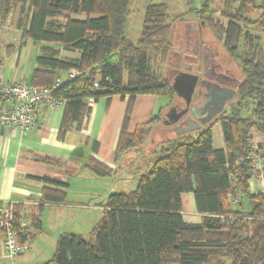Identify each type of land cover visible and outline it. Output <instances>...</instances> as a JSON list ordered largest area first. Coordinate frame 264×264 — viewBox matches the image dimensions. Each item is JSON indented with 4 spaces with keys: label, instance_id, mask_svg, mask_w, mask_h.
Segmentation results:
<instances>
[{
    "label": "trees",
    "instance_id": "16d2710c",
    "mask_svg": "<svg viewBox=\"0 0 264 264\" xmlns=\"http://www.w3.org/2000/svg\"><path fill=\"white\" fill-rule=\"evenodd\" d=\"M199 1L200 9L194 11L224 45L226 56L241 67L237 97L202 130L155 141L159 156L151 170L139 177L137 188L108 196L90 240L62 235L48 264H264V193L250 192L255 163L257 159L264 163V142L256 151L252 136L257 132L264 138V45L260 35L250 32L264 35V0ZM130 5L131 0H0V21L20 10L17 26L23 44H43L33 86L53 88L62 72L80 74L62 81L54 91L66 105L61 137L74 125L82 129L92 109L85 99L129 97L119 152L139 150L146 144L145 137L127 134L136 98L155 95L168 104L176 102L171 80L151 70L152 60L158 56L167 60L174 47L168 5L147 6L136 44L126 34ZM216 14L225 25L215 20ZM61 17L64 24L54 22ZM53 44L79 57L61 60L47 52V45ZM114 53L117 59H109ZM162 120V114L152 120L150 134ZM218 122L223 150L213 146V126ZM96 167L99 175H112L103 166ZM188 193L194 195L200 223L183 216V195ZM234 194L252 207L234 210L230 204ZM66 198L64 191L44 189L48 203L65 204ZM15 218L16 224L22 220L18 213Z\"/></svg>",
    "mask_w": 264,
    "mask_h": 264
},
{
    "label": "crops",
    "instance_id": "0c3cea01",
    "mask_svg": "<svg viewBox=\"0 0 264 264\" xmlns=\"http://www.w3.org/2000/svg\"><path fill=\"white\" fill-rule=\"evenodd\" d=\"M19 18L20 10L17 9L0 21V79L4 82L32 83L34 73L39 69L37 60L42 55L43 44L34 41L23 44L22 31L17 26ZM63 73L68 76V72H62L60 78ZM128 104L129 97L124 100L119 96L99 99L82 129L78 130L77 125H74L64 137H61V126L65 103L51 115L43 112L39 116L42 123L34 130L21 134L15 129H0V206H12L15 213L21 214L25 226L20 229V241L29 244V251H34L32 253L41 255L38 252L42 245L41 237L48 234V231L55 234L49 247V250H54L52 258L40 264H48L53 259L57 242L62 235L81 236L79 231L69 227H73L75 223V230L80 228L78 221L85 214L83 210L88 208L102 212V204H95L96 197L101 194V185L118 173L121 164L126 163L128 167H132L144 155V150L134 151L127 163L124 162L125 152H119ZM168 105L167 100L155 95L139 96L133 104L127 134L145 137L146 142L153 147L149 153L157 154L158 147L154 139L150 138L151 134L143 135L141 132L148 127L153 128L152 120L165 112ZM162 127L160 132L165 133ZM166 135L180 136L172 132ZM252 136L254 143L263 144L261 134L253 132ZM213 146L215 150L225 149L220 122L213 126ZM96 165L103 166L112 175H99L96 173ZM261 165L264 163L257 159L256 169ZM47 180L67 187H55L45 183ZM261 186V181H252L250 192L259 193ZM45 188L66 192V203L46 202ZM230 204L234 210L239 207L243 212L252 207L248 200L242 198L238 205H233L231 201ZM183 206L185 220L200 223L202 216L197 212L193 194L183 195ZM23 263L25 260L22 258L8 259L5 256L3 235L0 233V264Z\"/></svg>",
    "mask_w": 264,
    "mask_h": 264
},
{
    "label": "rangeland",
    "instance_id": "374dc122",
    "mask_svg": "<svg viewBox=\"0 0 264 264\" xmlns=\"http://www.w3.org/2000/svg\"><path fill=\"white\" fill-rule=\"evenodd\" d=\"M218 4V0H216ZM160 3H165L168 5L169 8V23L172 24V30L174 33L173 36V41L174 45L176 42H179V38H183L184 36V24L186 22H191V21H199V23L202 21L200 17L197 15V13L194 11L200 9V1L199 0H131V5H130V14L128 18V22L126 25V34L128 37V40L136 44L142 35V29H143V21L145 18L146 14V8L148 5L151 4H160ZM260 14V13H259ZM258 15L255 16L257 18ZM71 18L73 19H85L84 16H75L72 15ZM215 20L217 22H220L221 24L225 25L226 21L224 19H221L219 14L215 15ZM201 20V21H200ZM55 23L58 24H64L66 21L65 19L58 18L54 20ZM204 22V21H203ZM205 23V22H204ZM205 33L208 36V40H214V35L212 31L205 25L204 27ZM252 35H260L263 41L264 45V35H262V32L258 31H250ZM49 46L48 53L53 52V54L56 55L57 58L65 61H71L73 59H76L79 57L78 53H70L67 52L63 49L62 45L58 44H53V45H47ZM174 48V47H173ZM46 52V53H47ZM118 57V53H114L111 56H109V59L115 60ZM169 61V58L167 60H164L163 57L158 56L155 57L152 60L151 64V70L152 73L158 76L166 77L171 82L173 79L171 78V72L168 69L169 65H167ZM226 61V60H225ZM227 62L230 63L231 65H228L232 69H234L236 72H241V67L237 63H232L231 60L227 59ZM226 62V63H227ZM125 77H127V73H125ZM62 81H66L68 79L67 73H63V77L61 78ZM179 98L176 96V102L174 103H169L167 109L174 105L175 103H178ZM162 113V119L166 117V112ZM162 120V122H163ZM162 122L159 124V126H156V129L154 132L151 133L150 138H152L153 135H155L156 138H154V141H161V138L166 137V133L160 132V129L162 127ZM159 131V132H158ZM150 140V139H149ZM149 142H146L142 146V150L145 151L144 155L139 157V161L136 165H133L132 167H128L126 163L121 164V169L118 171V173L112 177L111 179H108L105 184L101 185V194H99L96 197V202L95 204L101 205L109 195L111 194H117V193H130L133 192L137 186H138V177L141 174L147 173L151 170L153 162L156 160V158L159 156V154L155 153H149L153 150V147H151ZM147 151V153H146ZM130 152V153H129ZM134 150L131 151H126L124 154V162H129L131 157L134 155L133 154ZM100 187V186H99ZM235 205V204H233ZM237 205V204H236ZM237 210H240L239 207H235ZM94 209H85V214L79 219V224L80 228H77L75 230V223L73 224V227L70 226L69 229L72 228L74 231H79L81 234L82 238L85 240H90L92 238L91 232L93 228L96 226V224L99 222L102 212L98 210L96 211H91ZM82 212V211H81ZM73 221V220H72ZM75 221V220H74ZM54 233L51 231H48V234H45L41 237L40 242H41V249H38L39 254H34L32 252L34 251H28L26 254L23 256L17 257V258H22L25 260V263L23 264H40L44 263L46 261H49L52 258V254L54 250H49L50 241L54 237ZM34 250V249H33ZM37 255V257H36Z\"/></svg>",
    "mask_w": 264,
    "mask_h": 264
},
{
    "label": "flooded vegetation",
    "instance_id": "af4514ba",
    "mask_svg": "<svg viewBox=\"0 0 264 264\" xmlns=\"http://www.w3.org/2000/svg\"><path fill=\"white\" fill-rule=\"evenodd\" d=\"M204 27L205 23L203 21L200 23L199 21L186 22L184 24L185 31L183 38L178 39L179 42H176L170 53L167 65H169L168 69L171 72V78L173 79L180 72H189L197 76L198 81L188 113L176 124H171V122L186 108L185 101L179 98L178 103L167 109L166 117L162 122V129L166 134L172 132L178 135L176 127L182 124L189 116H196L193 110L200 109L206 101L207 88L220 90V93L225 92L227 89H233L237 91L238 95L242 83V75L228 66L231 64L227 62V59H231L226 56L224 45L216 37H214V40L213 38L212 40H208ZM237 95L226 103L223 112ZM222 113L214 117L203 128L210 125ZM168 114L170 118H167ZM179 132H183V129H180Z\"/></svg>",
    "mask_w": 264,
    "mask_h": 264
},
{
    "label": "built area",
    "instance_id": "2783aa9c",
    "mask_svg": "<svg viewBox=\"0 0 264 264\" xmlns=\"http://www.w3.org/2000/svg\"><path fill=\"white\" fill-rule=\"evenodd\" d=\"M77 71L68 72V80L79 77ZM58 79L53 88L37 87L31 83L4 82L0 79V129L18 130L21 134L34 130L41 125L39 116L43 112L51 115L59 106L65 103L57 98L54 91L62 85ZM98 89V84H96ZM95 98L85 99L88 108L95 104ZM254 150H258V144L254 143ZM264 166L258 167L252 181H261V193H264ZM251 181V182H252ZM232 204H239V195L231 197ZM25 226L23 220L16 224L15 211L12 206H0V233L3 235L5 256L15 259L23 256L30 250V245L20 241V229Z\"/></svg>",
    "mask_w": 264,
    "mask_h": 264
},
{
    "label": "water",
    "instance_id": "95a60500",
    "mask_svg": "<svg viewBox=\"0 0 264 264\" xmlns=\"http://www.w3.org/2000/svg\"><path fill=\"white\" fill-rule=\"evenodd\" d=\"M198 77L190 74L189 72H180L175 75L172 81V88L176 96L186 103V108L180 112L176 119L172 120L171 124H176L182 117H184L189 110L192 96L195 92ZM237 95V91L233 89H227L225 92L220 93V90H214L207 88L206 101L202 104L200 109L193 110L195 117L189 116L182 124L176 127L178 135L191 134L200 131L204 125L209 123L218 114L222 113L226 103L233 99ZM174 110V109H172ZM176 111V110H175ZM167 118H170L169 114ZM183 129V132H179ZM152 127H148L142 130L143 135H149ZM142 151V149L134 150Z\"/></svg>",
    "mask_w": 264,
    "mask_h": 264
}]
</instances>
